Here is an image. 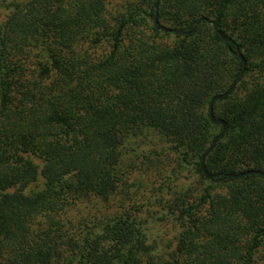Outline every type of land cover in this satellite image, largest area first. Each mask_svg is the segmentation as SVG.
Segmentation results:
<instances>
[{
	"label": "trees",
	"instance_id": "obj_1",
	"mask_svg": "<svg viewBox=\"0 0 264 264\" xmlns=\"http://www.w3.org/2000/svg\"><path fill=\"white\" fill-rule=\"evenodd\" d=\"M115 1L0 0V264H264V0Z\"/></svg>",
	"mask_w": 264,
	"mask_h": 264
},
{
	"label": "rangeland",
	"instance_id": "obj_2",
	"mask_svg": "<svg viewBox=\"0 0 264 264\" xmlns=\"http://www.w3.org/2000/svg\"><path fill=\"white\" fill-rule=\"evenodd\" d=\"M12 0H7L6 4L9 3ZM121 0H116L115 3H119ZM2 8H5V3L2 6ZM160 142V138L156 135H152L149 139H146L145 143L148 145H153V144H157ZM141 146L139 148V146L136 147H132V149H125L124 150V161L125 164L128 165L132 159L135 161L137 160L138 165L140 164V161L142 160V157L144 155H146V150L145 147L147 145ZM138 174V172H137ZM177 176H173V177H177L176 181H165V184H163V186H160V182H158V184H154V187L152 185H150L151 183L149 182H142L141 179H136V180H131V182L135 183L136 186H134V191H136L139 195V197L143 194H146L147 190H150V192L148 193L147 191V196H151V200L154 201L156 197L160 198V197H165L168 198V191L170 190V188L173 187V191H182L188 188H193V189H199V184H200V179L198 177V175L196 174V172L194 171V169L192 167H183V169H180L179 172L176 174ZM175 182L177 185H179V187H175L174 183ZM140 188L139 190H136V188ZM154 189H160V191H162V193H157L154 191ZM143 198V197H141ZM146 198V197H145ZM145 202H148V200H146ZM151 210L152 211V215L147 217V223L144 225V229L146 231V233H148L150 236H153V239L157 240V244L159 247H161V237L164 235L165 237H168V234L173 232V226L171 225V220L168 219H164L166 217V212L165 210H162L160 207H151L149 204V207L146 209L145 213L143 216H145L147 214V211Z\"/></svg>",
	"mask_w": 264,
	"mask_h": 264
},
{
	"label": "water",
	"instance_id": "obj_3",
	"mask_svg": "<svg viewBox=\"0 0 264 264\" xmlns=\"http://www.w3.org/2000/svg\"><path fill=\"white\" fill-rule=\"evenodd\" d=\"M159 2H160V0H157L156 1L154 10H155V14H156V27L158 29H160V30L169 31V32H173L175 34H180V35L191 34V33H193L195 31L196 26L201 21H207V22H209L215 28V26L213 24V21L211 19L205 18V17L197 19L195 21V23H194V28L191 31H185V30H180V29H172V28H168V27H166L164 25H161L159 23V21H158V5H159ZM215 30L217 31V33H219L221 35V37L223 38L224 41H231V38L229 36L221 33L216 28H215ZM239 57L241 58V60L243 62V70L241 71V73L239 74V76L237 77V79L233 82V84L231 85L230 89L227 92L221 93V94H218V95H215L211 99V101H210V118H211L212 122L215 123L216 125H222L223 126V130L214 139V141L212 142V144L210 145V147L202 155V159H201V168L203 170V173H204L205 177L207 179H210V180H214V179L218 178L220 176V174H209L207 172V169H206V157L213 150V148L216 145L217 141L226 133L227 128H228L226 122H224L221 119H217L215 117L214 112H213V106H214L215 102H217L219 100H224L225 98H227L234 91V89L236 87V84L238 83V81L240 80V78L243 76V74L245 72V68H246V60H245V58L243 57V55L241 53H239ZM250 174H259V175H262L264 177V172L261 171V170H248V171L241 172V173H238V174H235V175L234 174L228 175V178H233V177L239 178V177H243V176L250 175Z\"/></svg>",
	"mask_w": 264,
	"mask_h": 264
}]
</instances>
